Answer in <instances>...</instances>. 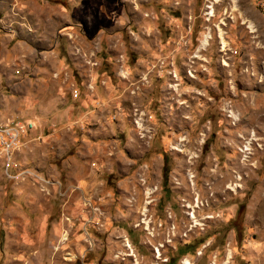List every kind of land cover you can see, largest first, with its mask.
I'll use <instances>...</instances> for the list:
<instances>
[{
	"label": "rangeland",
	"instance_id": "374dc122",
	"mask_svg": "<svg viewBox=\"0 0 264 264\" xmlns=\"http://www.w3.org/2000/svg\"><path fill=\"white\" fill-rule=\"evenodd\" d=\"M14 123L0 264H264V0H0Z\"/></svg>",
	"mask_w": 264,
	"mask_h": 264
},
{
	"label": "built area",
	"instance_id": "2783aa9c",
	"mask_svg": "<svg viewBox=\"0 0 264 264\" xmlns=\"http://www.w3.org/2000/svg\"><path fill=\"white\" fill-rule=\"evenodd\" d=\"M33 126L27 123H14L7 126H0V166L4 171L11 168L12 157L11 152L16 148L19 143V138L23 137L26 133L32 130ZM201 252V251H200ZM200 252L197 254L199 255ZM157 257H159L158 250H155ZM228 255V258L226 257ZM222 264H229L231 255L227 252ZM209 264H214L215 255L211 256ZM178 264H193L188 257H183Z\"/></svg>",
	"mask_w": 264,
	"mask_h": 264
},
{
	"label": "bare ground",
	"instance_id": "6f19581e",
	"mask_svg": "<svg viewBox=\"0 0 264 264\" xmlns=\"http://www.w3.org/2000/svg\"><path fill=\"white\" fill-rule=\"evenodd\" d=\"M209 39L208 36L205 37L204 41L202 42V46H205L207 44V40Z\"/></svg>",
	"mask_w": 264,
	"mask_h": 264
},
{
	"label": "trees",
	"instance_id": "16d2710c",
	"mask_svg": "<svg viewBox=\"0 0 264 264\" xmlns=\"http://www.w3.org/2000/svg\"><path fill=\"white\" fill-rule=\"evenodd\" d=\"M164 176H165V173H164ZM181 254H183V251H182V253Z\"/></svg>",
	"mask_w": 264,
	"mask_h": 264
}]
</instances>
